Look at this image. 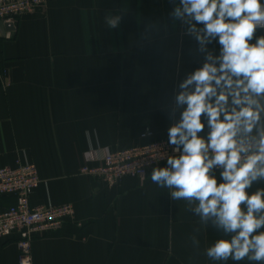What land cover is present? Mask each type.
<instances>
[{"label": "crops", "instance_id": "0c3cea01", "mask_svg": "<svg viewBox=\"0 0 264 264\" xmlns=\"http://www.w3.org/2000/svg\"><path fill=\"white\" fill-rule=\"evenodd\" d=\"M171 10L169 0H47L11 31L0 26V165L30 159L42 178L32 204L76 208L75 221L35 237L34 264H217L203 252L222 234L202 228L193 248L199 218L152 183V169L112 186L79 172L91 146L142 144L145 128L168 138L165 105L202 62L189 53L195 43L171 27ZM109 13L122 15L118 28L106 25ZM156 20L167 36L150 44L142 34ZM256 188L264 183L249 191ZM15 202L0 195L2 207ZM19 254L16 237L0 239V264H18Z\"/></svg>", "mask_w": 264, "mask_h": 264}, {"label": "clouds", "instance_id": "9594fccd", "mask_svg": "<svg viewBox=\"0 0 264 264\" xmlns=\"http://www.w3.org/2000/svg\"><path fill=\"white\" fill-rule=\"evenodd\" d=\"M173 29L196 45L202 62L186 72L165 105L166 166L151 181L199 218L190 237L210 226L222 234L203 254L217 264H264V2L262 0H169ZM110 29L122 15L104 17ZM168 26L145 25L142 40L154 43ZM181 46L183 39L180 40ZM219 45L218 51L210 45Z\"/></svg>", "mask_w": 264, "mask_h": 264}, {"label": "built area", "instance_id": "2783aa9c", "mask_svg": "<svg viewBox=\"0 0 264 264\" xmlns=\"http://www.w3.org/2000/svg\"><path fill=\"white\" fill-rule=\"evenodd\" d=\"M46 2L0 0V24L11 31L22 15L38 11ZM154 136L153 129L145 128L141 137L150 139L145 143L114 151L91 146L87 151L88 162L79 172L100 178L111 186L125 176L144 179L151 169L166 165V155L172 154L168 138ZM41 182L37 164L26 157H18L13 165H0V195L16 197L14 204L0 205V239L16 237L20 249L18 264H34L33 242L37 235L76 220V208L72 203L32 204L31 195Z\"/></svg>", "mask_w": 264, "mask_h": 264}, {"label": "water", "instance_id": "95a60500", "mask_svg": "<svg viewBox=\"0 0 264 264\" xmlns=\"http://www.w3.org/2000/svg\"><path fill=\"white\" fill-rule=\"evenodd\" d=\"M0 26H2V24H0ZM2 27H3V26H2ZM14 28H15L14 26L11 27V29H14Z\"/></svg>", "mask_w": 264, "mask_h": 264}]
</instances>
